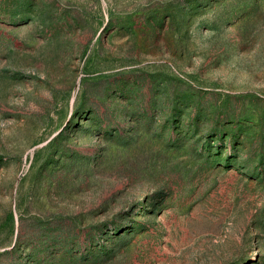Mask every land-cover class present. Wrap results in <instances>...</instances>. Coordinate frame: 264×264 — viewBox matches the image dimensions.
Here are the masks:
<instances>
[{"label":"rangeland","instance_id":"374dc122","mask_svg":"<svg viewBox=\"0 0 264 264\" xmlns=\"http://www.w3.org/2000/svg\"><path fill=\"white\" fill-rule=\"evenodd\" d=\"M0 264H264V0H0Z\"/></svg>","mask_w":264,"mask_h":264}]
</instances>
